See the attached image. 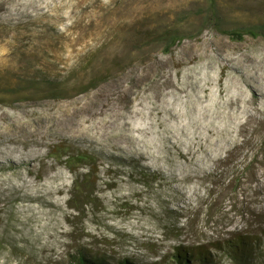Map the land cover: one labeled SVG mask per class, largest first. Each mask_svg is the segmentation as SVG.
I'll list each match as a JSON object with an SVG mask.
<instances>
[{
    "label": "rangeland",
    "instance_id": "obj_1",
    "mask_svg": "<svg viewBox=\"0 0 264 264\" xmlns=\"http://www.w3.org/2000/svg\"><path fill=\"white\" fill-rule=\"evenodd\" d=\"M256 26L264 0H0V264H230L214 243L262 235L264 39L222 33Z\"/></svg>",
    "mask_w": 264,
    "mask_h": 264
},
{
    "label": "trees",
    "instance_id": "obj_2",
    "mask_svg": "<svg viewBox=\"0 0 264 264\" xmlns=\"http://www.w3.org/2000/svg\"><path fill=\"white\" fill-rule=\"evenodd\" d=\"M222 33L233 39H242L244 35L251 37H262L264 39V26L244 27L240 29L222 30ZM165 51H168L171 45L179 41L177 36L165 38ZM52 158L62 164L68 172L73 174L72 200L78 197L93 196L92 182L89 181L93 172L89 169L96 163L92 156L87 154H71L66 149H57ZM87 166V167H86ZM90 167V168H89ZM79 168L86 169L85 173H77ZM71 199L69 202L72 201ZM86 200L80 205H69L77 214L81 213L82 207ZM263 236V237H262ZM213 249L220 252L230 262V264H264V231L262 235L252 236H235L223 243H214ZM209 248L204 246L180 247L174 251L171 261L174 264H215L213 257L210 255ZM73 264H109L104 256L90 255L80 250L76 256L72 255ZM117 264H133L130 260H121Z\"/></svg>",
    "mask_w": 264,
    "mask_h": 264
}]
</instances>
